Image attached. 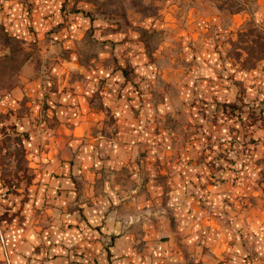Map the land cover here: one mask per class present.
<instances>
[{
	"label": "crops",
	"instance_id": "1",
	"mask_svg": "<svg viewBox=\"0 0 264 264\" xmlns=\"http://www.w3.org/2000/svg\"><path fill=\"white\" fill-rule=\"evenodd\" d=\"M73 3L0 0V65L14 66L0 78V160L13 135L30 170L5 185L0 165V193L15 191L1 262L264 264V103L250 141L221 115L239 95L264 98V72L229 79L226 26L195 2L170 14L183 46L167 63L131 29L99 38ZM90 36L102 50L85 58ZM16 46L35 52L19 62ZM205 94L219 103L201 111ZM231 132L229 168L219 142Z\"/></svg>",
	"mask_w": 264,
	"mask_h": 264
},
{
	"label": "rangeland",
	"instance_id": "2",
	"mask_svg": "<svg viewBox=\"0 0 264 264\" xmlns=\"http://www.w3.org/2000/svg\"><path fill=\"white\" fill-rule=\"evenodd\" d=\"M74 2L73 7H77L89 18L99 20L100 27L105 29L101 32L99 38H104L108 30H117L125 33L124 31L131 29L130 32L132 33L129 34H137L147 54L153 53L155 48L163 45L164 47L161 49V52L166 60L165 63L177 53L182 52L181 48L183 46L182 40H178L174 36V34L177 33V26L175 28L171 27L172 19L170 14H178L180 10H185L186 7L195 2L197 8L194 7L202 11V14H208V12L210 15L218 14L221 18L220 21H223V24L226 26L227 32L223 34V44L226 45L227 48L225 50L226 58L229 59L234 66H237L236 70L233 69L232 71H230L228 66H225V70L230 72L228 75L230 76L229 79H231V81L233 80V76L237 70H242L244 74L252 75L256 73L259 75V72H264V0H193V2L192 0H74ZM178 15L180 16V14ZM146 27L149 29H146ZM181 29L182 33L187 32L186 27H182ZM181 35L179 36L181 37ZM14 41L17 42L18 40L16 39ZM171 42L177 43L178 45L175 46L174 44L175 47H172L171 44L168 45V43ZM99 43L101 44L102 41H99ZM100 44H96L90 36L87 43L84 42L82 55L86 58L89 56L90 52H94L98 49L102 50ZM14 52H17L16 58H19L18 61L20 62L27 53L35 52V49L25 50L20 46H16ZM164 65L166 64L160 62L158 69H160L161 72H164V70L170 72V69H167ZM13 67L14 66H10L9 63L0 65V78L7 75ZM1 82L0 79V83ZM167 85H170V82H168ZM205 96L207 95L205 94ZM246 96V94H244V96L239 95L236 102H225V105L222 104L224 107L221 115L227 120L236 119L237 121H241V123L244 124L246 135L248 136L247 138L250 141L253 131H255L256 127L261 125L263 120L260 107L262 103H264V98H256L257 100L250 102V98ZM206 98L209 97L200 96L194 100L202 108L201 111H204L208 102H214L216 105L219 103L217 101H210ZM232 135L235 136L234 133L231 132V134L225 136L226 138H222L219 142V144H225V142L229 143L226 149H224L226 151L223 157L229 168H232L231 164L235 163L233 159V151L235 149L232 143H234L236 139ZM17 139L18 138L13 135H7L3 139L5 150L0 160V165L2 167V172H4L6 176L13 178H6L4 181L5 185L6 182L8 185H15L21 182L24 180L21 179V177L26 178V172H30L27 167V160H25L23 156V148L17 144ZM217 162L218 161L215 160V163ZM104 164L105 163H103L102 167L99 169L100 172H105L104 169H106V166ZM221 167L224 166L221 164ZM217 169H219V167ZM12 172L21 173L17 175V173ZM8 188H10V186ZM13 191L14 189H8L7 191L4 190V195L0 193V195H2L0 213L2 212L1 217L3 219L8 218L9 211H7L8 205L6 202L8 200L10 201L12 197L15 198V196L11 194ZM26 198L27 194L21 196L20 201L24 202ZM0 264H3L1 260ZM246 264H248V262H246Z\"/></svg>",
	"mask_w": 264,
	"mask_h": 264
},
{
	"label": "built area",
	"instance_id": "3",
	"mask_svg": "<svg viewBox=\"0 0 264 264\" xmlns=\"http://www.w3.org/2000/svg\"><path fill=\"white\" fill-rule=\"evenodd\" d=\"M0 243L2 246H4L5 239H4V233H3V229H2L1 220H0Z\"/></svg>",
	"mask_w": 264,
	"mask_h": 264
}]
</instances>
